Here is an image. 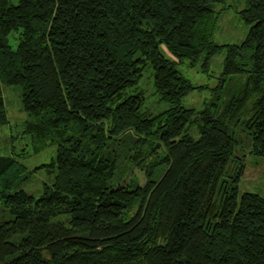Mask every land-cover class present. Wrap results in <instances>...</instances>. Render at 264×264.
I'll use <instances>...</instances> for the list:
<instances>
[{
    "label": "trees",
    "instance_id": "obj_1",
    "mask_svg": "<svg viewBox=\"0 0 264 264\" xmlns=\"http://www.w3.org/2000/svg\"><path fill=\"white\" fill-rule=\"evenodd\" d=\"M221 1L0 0V83L21 88L41 148L57 147L31 170L0 155V264H264V197L238 190L246 158L264 157V0H245L238 44L213 40ZM220 52L222 81L243 85L221 106H183L204 86L176 63L208 71ZM147 63L168 103L156 114L141 113V93L124 96ZM233 126L249 135L246 152ZM125 135L142 185L111 183ZM43 167L53 179L35 197L21 185Z\"/></svg>",
    "mask_w": 264,
    "mask_h": 264
},
{
    "label": "rangeland",
    "instance_id": "obj_2",
    "mask_svg": "<svg viewBox=\"0 0 264 264\" xmlns=\"http://www.w3.org/2000/svg\"><path fill=\"white\" fill-rule=\"evenodd\" d=\"M246 6L245 0H222L216 6L220 11L219 21L213 34L214 42L218 44L240 43L247 35L250 24L243 21L239 16V11ZM9 41L14 47L17 44L16 34L12 33ZM161 53L168 59L175 58L168 52L164 45L160 46ZM224 53L216 54L211 62L208 71H202L201 61L194 66L189 65L188 60L178 61L176 69L187 78L193 85H203L204 88H196L187 93L182 98V104L185 107H193L196 110L203 109L209 102H215L222 105L231 95L236 93L243 85L242 77L232 75L221 79L222 63ZM222 83L218 89H214ZM4 106L6 109L8 122L0 125V155H11L19 162L31 170L40 164H47L56 154V144L50 143L42 147V139L33 135L28 130L29 123L34 122L21 105V88L15 85L0 83ZM141 93L143 101L140 107L141 113L156 114L168 107V103L161 100L155 91L153 84V68L147 63L141 73L137 84L125 89L124 96ZM231 130L240 141L237 152H246L250 145V137L242 126H233ZM190 135L197 138L198 133L195 126L188 131ZM133 137L125 135L116 149V169L111 178V183L128 182L134 179L142 185L146 181L143 171L133 166L128 155L131 153ZM160 169L153 175L157 179ZM53 173L46 171V167L33 172L32 176L24 181L21 188L35 197L42 192L44 182H51ZM239 194L248 191L264 197V157L252 155L246 158V168L239 183ZM2 218L7 219L11 216L2 209Z\"/></svg>",
    "mask_w": 264,
    "mask_h": 264
}]
</instances>
